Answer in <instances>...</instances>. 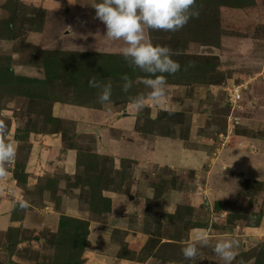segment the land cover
Wrapping results in <instances>:
<instances>
[{"label": "rangeland", "instance_id": "rangeland-1", "mask_svg": "<svg viewBox=\"0 0 264 264\" xmlns=\"http://www.w3.org/2000/svg\"><path fill=\"white\" fill-rule=\"evenodd\" d=\"M19 2L0 0V121L8 128L4 139L17 147L8 175L0 177V205L9 206L14 225L0 230V264H83L90 223L93 231L100 226L107 231L121 257H153L151 264H223L211 246H198L192 260L183 257L185 242L205 230L212 244L236 241L232 264H264V181L244 179L250 163L227 154L234 146L239 151L264 142V0H196L199 15L182 29L147 31L154 45L176 53L172 58L181 68L165 74L163 103L146 99L139 113L130 101L148 96L140 82L148 74L125 60L122 40L104 35L92 7L97 0ZM124 75L133 81L127 93ZM90 80L111 83V103L99 102L100 89ZM232 86L241 93L229 111L226 90ZM169 113L180 116L163 115ZM131 117L136 137L122 142L108 120ZM111 148L141 157L149 167L150 157L171 162L179 158L176 152L188 149L214 153L204 156L198 172L151 168L136 173L138 178L120 174L118 184L112 159L96 154ZM72 151L79 163L68 176ZM226 159L240 163L229 170ZM177 189L188 192L190 201L170 199ZM139 195L141 203L133 204ZM27 216L39 224L24 223ZM41 216L54 217L55 223L40 225Z\"/></svg>", "mask_w": 264, "mask_h": 264}, {"label": "clouds", "instance_id": "clouds-1", "mask_svg": "<svg viewBox=\"0 0 264 264\" xmlns=\"http://www.w3.org/2000/svg\"><path fill=\"white\" fill-rule=\"evenodd\" d=\"M196 0H97L93 4L95 16L105 26L104 35L109 40H122L125 46L121 54L134 68L148 74L141 83L149 89L148 96L140 94L130 101L131 108L137 113L146 107V99L154 104H161L166 96L167 79L165 74L177 73L181 65L175 61L173 52L168 46L153 44L146 37L149 30L175 32L182 29L191 18L199 15L194 5ZM122 91L127 93L133 81L127 76L122 77ZM89 85L100 89L98 100L101 104L111 103V83L99 84L90 80ZM8 128L0 121V177L8 175V165L16 158L17 147L4 138ZM25 201L20 207L26 208ZM199 247L211 246L223 264H232L235 259L237 243L233 239H220L212 244L207 231L200 230L182 247V255L186 260L194 259Z\"/></svg>", "mask_w": 264, "mask_h": 264}, {"label": "crops", "instance_id": "crops-1", "mask_svg": "<svg viewBox=\"0 0 264 264\" xmlns=\"http://www.w3.org/2000/svg\"><path fill=\"white\" fill-rule=\"evenodd\" d=\"M134 118L136 117H131V119H127L128 122L125 121H121L119 120L120 124H118V120H113V122L110 124V120H108V128L111 129L112 126L111 125H115L113 132H116L117 135H121L123 138L121 141L122 142H128V136L132 137V139H134L136 137V133L134 132V125H130L129 121L134 120ZM125 123H127L129 125V129L126 130V125H124ZM116 125L119 127V129L116 127ZM193 126V123H192ZM194 128H192L193 130ZM196 129H200L199 126H197ZM99 131L101 133L104 132V129H99ZM100 138H102L104 141V136H99ZM98 137V139H99ZM147 138H154L155 140H158L159 138H171L170 136H166V135H157V136H153V135H148L146 136ZM193 137V136H192ZM192 137L190 139H192ZM97 139V143H100ZM172 139V138H171ZM125 140V141H123ZM174 140V139H172ZM178 140V139H177ZM197 140V137L195 139V141ZM251 142V141H250ZM249 142V143H250ZM253 145H251L250 147H247L244 150H239L238 148H236V146H234L231 149H228L227 153L230 158L236 156L239 159L246 160L248 163H250V172L249 174H245L244 179H252L253 177L256 178V180L260 179L259 181H264V142L261 141H254L252 143ZM102 149V148H101ZM114 149L111 148L110 152H96L97 155L101 156V157H108L111 158L113 163L115 164L114 166V170L118 171L121 170L123 168V165L125 166L124 169L129 173H131V176L135 178H138V176L136 175L139 174V176L142 173H146V172H153V170H158L161 168H167L170 169L174 172L176 171H192V172H198L199 170V166L202 164V159L204 158V156H210L212 155V153L214 152H199L198 149L195 150H190L188 149V152H176L177 155L179 156V158L177 157V160H173L171 162L169 161H156V158H152L150 157L149 159V165H151V167L147 166L145 162L141 161V157H128L125 156L123 153L119 154L118 152H114ZM36 153V152H34ZM43 156V152H37L36 155L39 156ZM243 156H242V155ZM76 155L77 152H68V157L66 159V164L69 167V171L67 172L69 175L71 176L74 175L77 171V160H76ZM201 158V159H200ZM211 158V157H210ZM152 160H154V162H152ZM212 160V159H211ZM156 161V162H155ZM213 162V161H212ZM224 163L225 166H230L229 170L231 168H233L232 165L240 163L239 161H237L236 159H234V161L231 163L230 159H226V161ZM52 165V164H51ZM249 165V164H248ZM39 167V166H38ZM40 169L37 168V170H41V167H39ZM152 168V169H151ZM151 169V170H150ZM211 169V168H210ZM209 169V171H210ZM150 170V171H149ZM212 172V171H210ZM243 174L242 172H237V174ZM134 175V176H133ZM259 177V178H258ZM237 178V177H236ZM133 185V184H132ZM196 186L194 187V191H199V183L195 184ZM138 194L137 191H135L134 195ZM195 194V193H192ZM170 195V199H173V197L175 199H177V197H180V199L184 200L186 199V201H190L189 200V196H188V192L184 193V191H178L175 190L173 192V190L169 193ZM134 198L136 196H133ZM152 199V198H151ZM169 199V201H170ZM133 200V199H132ZM145 199L142 198V202H144ZM64 203H67L64 201ZM141 203V197L140 195L134 199V203L133 204H139ZM7 208L9 209V206L6 204H2L0 205V230L2 229H7L8 227L14 226L12 224V221L10 219V215H9V211H7ZM29 216V215H28ZM28 216L25 218L24 223L28 224V225H35V224H39L36 223V220L38 218H31L28 219ZM264 222V221H263ZM44 223V224H54L55 223V218L54 217H40V225ZM93 225L92 223H90V233H89V247L86 250V259H84L83 264H151L153 263V257L150 258L149 260L146 261H142V260H137V259H133V258H129V257H124V256H119L120 254V248L116 245H114L110 240V236L108 235L107 231L106 232H101L102 229L100 226V228L98 229L99 231H93L92 229ZM107 228V227H105ZM119 230L125 232V231H129L126 230V228H118ZM96 230V229H95ZM262 228H261V234H258L257 231H255L254 234V239L257 241L260 239V236L262 235ZM3 231V230H2ZM131 232V231H129ZM140 232V231H139ZM133 233V232H132ZM141 233V232H140ZM124 235V234H123ZM253 239V237H252ZM89 255V257H88Z\"/></svg>", "mask_w": 264, "mask_h": 264}, {"label": "built area", "instance_id": "built-area-1", "mask_svg": "<svg viewBox=\"0 0 264 264\" xmlns=\"http://www.w3.org/2000/svg\"><path fill=\"white\" fill-rule=\"evenodd\" d=\"M226 93H227L226 96H227L228 105H229L228 108H229V111L230 110L232 111L236 108V105L240 100L241 87L232 86L226 90ZM232 117H233V114H232ZM233 119H236V118H233Z\"/></svg>", "mask_w": 264, "mask_h": 264}, {"label": "trees", "instance_id": "trees-1", "mask_svg": "<svg viewBox=\"0 0 264 264\" xmlns=\"http://www.w3.org/2000/svg\"><path fill=\"white\" fill-rule=\"evenodd\" d=\"M17 2L18 3H21V2H19V0H17ZM78 74V73H77ZM163 115H166V116H168V117H170V119H171V117H172V119L174 118V117H179L180 115H178V114H172V113H169V114H163ZM153 121V120H152ZM178 121V120H177ZM171 127V126H170ZM94 157H96L95 155H94ZM98 158V157H97ZM100 159V158H99ZM101 160L103 161V158L101 157ZM77 163H79L78 161H77ZM78 166H79V164H78ZM124 165H123V168L121 169V170H118V171H114L113 173H114V176H115V174H117L118 175V177H119V175L120 174H123V173H126L127 175H128V177L129 176H131V173L129 172H127L125 169H124ZM126 174L124 175V176H126ZM119 179H120V177H119ZM114 180H116V178L114 179ZM130 180V179H129ZM109 182V181H108ZM114 182V181H113ZM120 183H122V181H121V179L119 180V183L118 184H120ZM111 184V183H110ZM113 184V183H112ZM263 255H261L260 257H262ZM262 260H263V258H262ZM259 261H261V260H257L256 261V263L255 264H259L260 262Z\"/></svg>", "mask_w": 264, "mask_h": 264}]
</instances>
